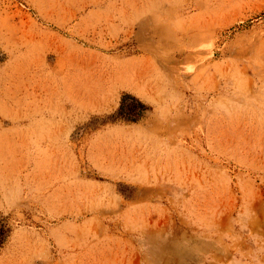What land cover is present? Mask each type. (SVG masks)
I'll return each mask as SVG.
<instances>
[{
    "label": "rangeland",
    "instance_id": "obj_1",
    "mask_svg": "<svg viewBox=\"0 0 264 264\" xmlns=\"http://www.w3.org/2000/svg\"><path fill=\"white\" fill-rule=\"evenodd\" d=\"M0 225V264H264V0H0Z\"/></svg>",
    "mask_w": 264,
    "mask_h": 264
},
{
    "label": "trees",
    "instance_id": "obj_2",
    "mask_svg": "<svg viewBox=\"0 0 264 264\" xmlns=\"http://www.w3.org/2000/svg\"><path fill=\"white\" fill-rule=\"evenodd\" d=\"M126 99H132L136 105H131L130 107H126ZM141 109H146V105L142 103L140 100L137 98L130 96L129 94H126L123 98V101L121 103L120 109L118 110L117 116L131 120V121H136L138 120L139 116L141 115L142 111L138 112L137 108ZM7 238V231L6 228L2 225H0V248L4 244L5 240Z\"/></svg>",
    "mask_w": 264,
    "mask_h": 264
}]
</instances>
